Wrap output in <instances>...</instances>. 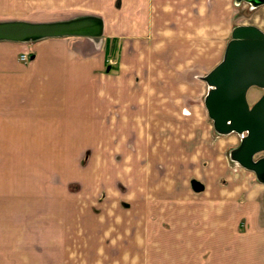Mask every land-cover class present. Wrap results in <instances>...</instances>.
Masks as SVG:
<instances>
[{"label": "crops", "instance_id": "0c3cea01", "mask_svg": "<svg viewBox=\"0 0 264 264\" xmlns=\"http://www.w3.org/2000/svg\"><path fill=\"white\" fill-rule=\"evenodd\" d=\"M105 1L75 13L99 37L0 41V264H264V184L204 108L236 2L254 5ZM31 4L0 0V20L49 21Z\"/></svg>", "mask_w": 264, "mask_h": 264}, {"label": "water", "instance_id": "95a60500", "mask_svg": "<svg viewBox=\"0 0 264 264\" xmlns=\"http://www.w3.org/2000/svg\"><path fill=\"white\" fill-rule=\"evenodd\" d=\"M248 1L254 6L264 4V0ZM101 31V19L89 14L40 22L0 21V41L19 43L64 36L96 38ZM204 82L209 87L204 108L214 130L242 136L231 159L264 184V156L256 157L264 153V33L251 25L236 27L221 61L204 77ZM253 87L263 93L249 105L246 93ZM191 185L196 192L203 188L197 182Z\"/></svg>", "mask_w": 264, "mask_h": 264}, {"label": "rangeland", "instance_id": "374dc122", "mask_svg": "<svg viewBox=\"0 0 264 264\" xmlns=\"http://www.w3.org/2000/svg\"><path fill=\"white\" fill-rule=\"evenodd\" d=\"M32 4L30 5L31 13L28 16H25L24 19L28 20H58V19H66V17H71L75 15L76 12H94L100 10H106L108 8L106 1L101 0V5H95L94 0H64V4L62 6L59 3H55L57 0H31ZM66 2H68L66 4ZM1 21V20H0ZM234 23L235 26L239 25H252L260 29L264 32V6L254 8L253 6H249L247 4L242 3V1L236 2L235 10H234ZM260 89L250 88L246 93V100L249 105H252L261 95ZM211 123V120H209ZM262 155V154H261ZM260 155H257L258 158ZM236 165V164H235ZM233 173H238L237 169H239L236 165V168L233 167ZM72 190H76L77 186L72 185ZM264 199V197H263ZM264 201V200H263ZM111 205V203L109 204ZM110 207L107 205L106 210V218L108 223L111 221H118L116 216L109 213ZM76 210V208H75ZM103 212V211H102ZM260 215H262V220L264 223V206L260 211ZM86 217H89L86 213L80 217L77 222H84L87 220ZM94 217L96 220H93ZM100 219V215L92 216L90 215V221H97ZM127 218H130V214H128ZM130 221V219H129ZM128 221V222H129ZM129 227V226H128ZM125 240V238H124ZM124 245V244H123ZM125 248V247H124Z\"/></svg>", "mask_w": 264, "mask_h": 264}, {"label": "built area", "instance_id": "2783aa9c", "mask_svg": "<svg viewBox=\"0 0 264 264\" xmlns=\"http://www.w3.org/2000/svg\"><path fill=\"white\" fill-rule=\"evenodd\" d=\"M19 60L22 61V62H26V61H28V56L26 54H21L19 56ZM108 61H109L110 64L113 63V61H111V60H108Z\"/></svg>", "mask_w": 264, "mask_h": 264}, {"label": "flooded vegetation", "instance_id": "af4514ba", "mask_svg": "<svg viewBox=\"0 0 264 264\" xmlns=\"http://www.w3.org/2000/svg\"><path fill=\"white\" fill-rule=\"evenodd\" d=\"M261 6H264V4H259V5H256L254 6V8H257V7H261ZM252 26V25H251ZM255 27V26H254ZM264 33V32H263ZM262 90V89H260ZM263 93V90L261 91V94ZM261 96V95H260ZM262 156H264V153H262Z\"/></svg>", "mask_w": 264, "mask_h": 264}]
</instances>
